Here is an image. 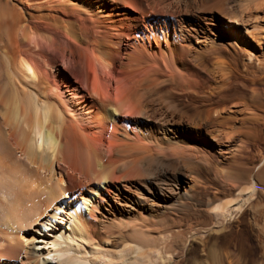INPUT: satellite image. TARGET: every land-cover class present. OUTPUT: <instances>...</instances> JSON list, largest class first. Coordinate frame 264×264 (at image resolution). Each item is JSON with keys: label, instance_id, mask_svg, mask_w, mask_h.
I'll return each instance as SVG.
<instances>
[{"label": "bare ground", "instance_id": "1", "mask_svg": "<svg viewBox=\"0 0 264 264\" xmlns=\"http://www.w3.org/2000/svg\"><path fill=\"white\" fill-rule=\"evenodd\" d=\"M242 1L0 0V264H264Z\"/></svg>", "mask_w": 264, "mask_h": 264}, {"label": "rangeland", "instance_id": "2", "mask_svg": "<svg viewBox=\"0 0 264 264\" xmlns=\"http://www.w3.org/2000/svg\"><path fill=\"white\" fill-rule=\"evenodd\" d=\"M241 1V0H240ZM244 1H246V0H243L242 2H244ZM248 1H251V0H248ZM248 1H246L245 3H243V4H241V5H245V4H248ZM236 3H239V2H237V0H235V2L234 3H232L231 5L235 8V9H238L237 8V4ZM225 26L229 29L230 28V31H233V30H235V29H239L241 32H243L242 31V29H243V25L242 24H240V22L239 21H233V22H230V23H225ZM253 25L251 24V25H249V26H246V28H247V32L249 31H252V29H253V27H252ZM262 26H264V25H262ZM262 28V27H261ZM245 32V31H244ZM252 123V122H251ZM249 123L248 124V126L252 129V132L251 133H253V134H250V141H249V143H247L246 142V145L247 146H245L246 148H247V150H249L248 152H247V154H248V157H250V156H252V157H254V158H252V157H250L251 159H255V157H257V150L258 151H262L263 149H264V122L263 121H257V122H254V123ZM256 124V125H255ZM252 126H254V127H252ZM256 127V128H255ZM255 129V130H254ZM254 130V131H253ZM256 134H255V133ZM258 142V143H257ZM216 144H218L216 141H212L211 142V145H210V148L211 149H214V148H216ZM256 145V146H255ZM255 150V151H254ZM250 152V153H249ZM246 154V155H247ZM16 158V159H18V155L16 156V155H14V156H12V158ZM7 206V205H6ZM6 206H5V208H6ZM7 209V208H6ZM6 225H5V217L3 216L2 217V214H1V208H0V230H6L7 229V227H5ZM14 228V227H13ZM16 229V230H15ZM24 229L23 228H18V227H16V228H14V230L11 232V236H14V238H17L19 241L20 240H22V234H23V232H24V234H28V235H31V232L30 231H23ZM17 231H19V233L17 232ZM2 232V231H1ZM14 233V234H13ZM250 242L251 243H253L252 242V240H250ZM256 251V250H255ZM255 253V252H254Z\"/></svg>", "mask_w": 264, "mask_h": 264}]
</instances>
